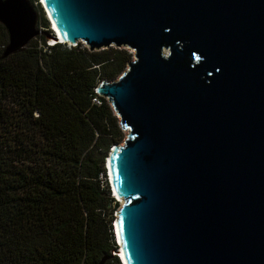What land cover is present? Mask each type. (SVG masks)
Instances as JSON below:
<instances>
[{
	"label": "water",
	"instance_id": "obj_1",
	"mask_svg": "<svg viewBox=\"0 0 264 264\" xmlns=\"http://www.w3.org/2000/svg\"><path fill=\"white\" fill-rule=\"evenodd\" d=\"M41 2L61 42L133 52L95 91L127 132L106 160L123 264H264V0ZM37 16L0 0L5 57Z\"/></svg>",
	"mask_w": 264,
	"mask_h": 264
},
{
	"label": "trees",
	"instance_id": "obj_2",
	"mask_svg": "<svg viewBox=\"0 0 264 264\" xmlns=\"http://www.w3.org/2000/svg\"><path fill=\"white\" fill-rule=\"evenodd\" d=\"M34 39L5 57L0 24V264H121L106 160L125 135L95 91L133 55Z\"/></svg>",
	"mask_w": 264,
	"mask_h": 264
},
{
	"label": "rangeland",
	"instance_id": "obj_3",
	"mask_svg": "<svg viewBox=\"0 0 264 264\" xmlns=\"http://www.w3.org/2000/svg\"><path fill=\"white\" fill-rule=\"evenodd\" d=\"M37 22H38V16H37ZM38 27V26H37ZM38 29H39V31L41 32L40 34H38V36L36 37V38H38V37H44L45 39H46V41H50L51 43L53 42V40L50 38V36L49 35H46V33H45V31H43L41 28H39L38 27ZM35 40V39H34ZM54 43V42H53ZM77 45H79V46H81V47H85L84 46V44L83 43H77ZM64 46L66 47V48H72L73 46H71L70 44H64ZM75 47V46H74ZM132 55H133V52H132ZM117 81V80H116ZM124 135H125V137H124V139L121 141V143L119 144L120 146H124V141L127 139V132L125 131L124 132ZM122 204H123V201H122ZM120 205H121V203H120ZM116 256H117V251H116ZM114 255V253H112V256Z\"/></svg>",
	"mask_w": 264,
	"mask_h": 264
},
{
	"label": "bare ground",
	"instance_id": "obj_4",
	"mask_svg": "<svg viewBox=\"0 0 264 264\" xmlns=\"http://www.w3.org/2000/svg\"><path fill=\"white\" fill-rule=\"evenodd\" d=\"M44 9V8H43ZM53 26V30L55 31V33H56V35L55 34H53V35H55L54 37H56L55 39L56 40H53L54 42H57V41H60L61 42V38H60V34H59V32H58V30L56 29V27H54V25H52ZM52 30V31H53ZM52 33H54V32H52ZM62 43H65L66 44V41H62ZM121 204H122V200L121 199H119L118 200Z\"/></svg>",
	"mask_w": 264,
	"mask_h": 264
},
{
	"label": "clouds",
	"instance_id": "obj_5",
	"mask_svg": "<svg viewBox=\"0 0 264 264\" xmlns=\"http://www.w3.org/2000/svg\"><path fill=\"white\" fill-rule=\"evenodd\" d=\"M39 4H40V3H39ZM42 9H43V8H42ZM48 22H49V21H48ZM49 24H50V22H49ZM52 28H53V26L50 24V29L53 30ZM64 44H65V43H64ZM106 170H107V169H106ZM107 177H108V173H107ZM108 182H109V178H108ZM109 185H110V182H109ZM110 189H111V186H110ZM111 193H112V197H113L114 194H113V192H112V189H111ZM113 198L115 199L116 197H113ZM115 201H116V199H115ZM116 202H117V201H116ZM117 203L120 204V202H117ZM114 224H115V223H114ZM113 227H114V226H113ZM114 229H115V227H114ZM114 235H115V230H114ZM115 241L118 243L116 236H115ZM116 245H117V244H116ZM117 247L119 248L118 245H117ZM118 255H120V253L117 254V257H118ZM120 257H121V256H120ZM118 259H119V258H118ZM121 259H122V258H121ZM119 260H120V259H119ZM120 263H121V261H120ZM122 263H123V261H122ZM122 263H121V264H122Z\"/></svg>",
	"mask_w": 264,
	"mask_h": 264
},
{
	"label": "built area",
	"instance_id": "obj_6",
	"mask_svg": "<svg viewBox=\"0 0 264 264\" xmlns=\"http://www.w3.org/2000/svg\"><path fill=\"white\" fill-rule=\"evenodd\" d=\"M94 102L96 103V104H99V102L98 101H96V100H94ZM117 200H119L118 198H116Z\"/></svg>",
	"mask_w": 264,
	"mask_h": 264
}]
</instances>
